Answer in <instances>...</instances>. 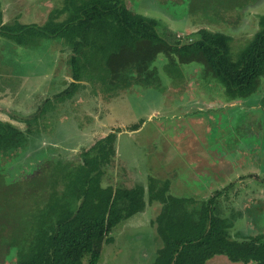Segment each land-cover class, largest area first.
Instances as JSON below:
<instances>
[{"label": "rangeland", "instance_id": "374dc122", "mask_svg": "<svg viewBox=\"0 0 264 264\" xmlns=\"http://www.w3.org/2000/svg\"><path fill=\"white\" fill-rule=\"evenodd\" d=\"M123 1L133 12L155 18L159 32L168 29L173 31L175 36L193 37L194 31L204 28L228 36L232 59H236L238 53L246 46L258 28L256 20L264 14V0ZM251 5L252 12L257 16L251 18L249 24L237 25L234 24V15L230 18L222 15L225 10H233V14H239L241 9L247 10ZM60 6L61 0H0L1 21L5 24H40L50 10ZM0 45L3 46L0 48V76L10 69L11 74L18 71L23 80L16 83V92L15 88L9 85L3 88L5 93L0 96V111L6 110L10 117L24 119L30 117L37 108L44 111L41 117L38 116L37 124H41L35 135L31 134L33 137L30 143L17 151L0 152L1 258L12 255L15 247L20 248L29 243L39 223H49L51 182L63 167L73 165L71 162L76 165L79 160L80 155L77 154L76 157V153L73 155L68 149H57L58 156L52 155L53 157L49 158L44 156L45 151H40L42 146L35 154L27 156L29 146L38 144L42 137H57L55 139L59 138L58 141L66 147L74 142H78L82 147L85 142L92 143L101 137L102 131L107 133L110 130H118L114 143L113 166L106 168L101 186L139 183L145 187L148 177H153L157 181H167V193L171 195L198 198L204 195L207 197L215 189H219L221 176H218V169L209 171L204 167V161L196 162L193 158L205 159L207 150H216V153L220 154L229 148L232 149L228 153L235 155V138L241 136V133L232 128L237 121L243 122L245 126L252 124L248 118L240 120L245 111L242 113L230 105L218 109L223 105L220 99L225 98L223 87L216 79L203 77L200 64L175 66L174 69L171 68L174 75L170 76L167 74L169 68L165 67L162 55H158L153 61L160 78L158 89L132 86L120 94L108 96L101 91L105 90L104 79L101 81V90L99 84L92 89L86 86L78 89L77 100V96L63 102L54 100V104L57 102L55 106H50V101H45L41 107L40 104L44 99H49L47 96L51 92L50 87H46L48 85L39 76V71L46 65L38 66V57L47 61V57L43 58L41 53L45 49L46 53L51 52V56L57 58L59 70L65 57L64 53H58L59 59L57 57L60 46L57 42L46 40L35 47H22L2 37ZM15 76L18 75H4V79L11 80ZM2 84L3 80L0 81V85ZM262 88L258 87L254 92H264V87ZM254 94L244 99L253 102L256 100ZM209 107L213 110L206 112ZM216 109L218 111H215ZM252 116H259L255 125L261 127L259 134H264L262 115L253 112ZM33 124L35 126L34 122ZM132 124H135L134 130H127L126 127ZM219 124L221 130L218 129ZM29 125L32 128L31 122ZM43 127L44 132L41 130ZM209 127L212 128L211 131L207 129ZM239 129L242 133L246 131L244 127ZM253 138L254 136H241L238 139L240 142H246ZM51 148L47 146V153L51 152ZM256 157L259 158L258 155ZM241 179L234 185L240 192L235 200L232 194L228 193L225 201L224 196H220L217 202L219 200L228 207L222 210L225 217H229L230 207H234L238 213L236 224L240 225L239 227L251 229L252 226L259 225L257 231L262 230L264 206L256 209L254 204H251L243 209L242 205L244 199L248 201L251 198V194L256 198H264V178L258 177L254 180L247 176ZM144 202L146 205L143 203L134 215L110 230L108 236L111 237V242L101 245L97 264L152 263L156 250L161 246L152 225L159 204H148L146 195ZM256 214L261 217L259 222L252 218L256 217ZM247 233L242 235L238 232L236 237L251 234L250 231ZM85 261L86 256H83L82 264ZM206 264L240 263L230 262L217 255Z\"/></svg>", "mask_w": 264, "mask_h": 264}, {"label": "trees", "instance_id": "16d2710c", "mask_svg": "<svg viewBox=\"0 0 264 264\" xmlns=\"http://www.w3.org/2000/svg\"><path fill=\"white\" fill-rule=\"evenodd\" d=\"M257 22L258 30L236 59L231 58L228 36L204 28L193 37L175 36L168 29L159 32L155 18L133 12L123 0H61L40 24H5L0 11V36L22 47H35L43 40L63 47L69 80L54 96L59 102L72 98L79 88L99 84L101 90L104 79L101 91L108 96L132 86L158 89L160 78L153 65L158 55L165 59L170 76L175 66L200 64L203 77L216 79L226 99L234 100L252 93L264 75V14ZM43 112L35 109L23 121L25 130L0 120V152L26 146ZM30 121L34 128H28ZM134 128L135 124L126 127ZM116 132L110 130L82 148L76 165L56 173L49 223H39L29 243L0 257V264H82L83 256L84 264H97L101 245L111 242L110 230L134 215L145 195L148 204H159L152 225L161 246L151 264H206L217 255L234 263L264 264V232L233 236V217H225L217 202L220 189L206 198L174 196L167 193V181L153 177L145 187L101 186L106 168L113 166Z\"/></svg>", "mask_w": 264, "mask_h": 264}, {"label": "crops", "instance_id": "0c3cea01", "mask_svg": "<svg viewBox=\"0 0 264 264\" xmlns=\"http://www.w3.org/2000/svg\"><path fill=\"white\" fill-rule=\"evenodd\" d=\"M258 1L260 2V0H257V2ZM252 5L247 10L244 8H243V10L241 9L239 14H237V13H236V15L233 14V12H234L233 10L232 11L225 10L224 14H222V15L225 18H230V16L234 15L235 19H236L234 24H237V25H243L245 23L247 24L249 21H251V18L257 16V15H254V12H252V9H253ZM256 21H258V19ZM257 27H258V22H257ZM247 30H249V29H247ZM257 30H258V28L256 29V31ZM2 38L5 39L4 37H2ZM43 41H46V40H43ZM43 41H41L40 44ZM10 42H12V41H10ZM12 43H14V42H12ZM4 45H6V44H4ZM15 45H17V44H15ZM58 45L60 46V44H58ZM17 46H19V45H17ZM13 47H14V45H13ZM0 48L2 49L3 46L0 45ZM46 51H47L46 49L43 50L41 53V56L43 58H44V56H46L47 61L41 60V57H38V60H39L38 66H42V65L45 66L46 65L42 69V71H39L40 72L39 76L48 85L46 87H50L51 93L47 96L49 99H46V100L50 101V106H55L57 103L56 102L54 104L55 94H57L65 86V83L67 84L69 79L66 76L67 69H66V65H65L64 61H63V65H61L59 70H57L58 69L57 68V63H58L57 58L52 57L51 52L46 53ZM58 53H64V55H66L63 47H61V46L57 52V57L59 59ZM60 62L61 61H59V63ZM5 71L6 72L4 73V75H8V77H10L11 75H18V76L11 78L12 81L11 80H5L4 75L0 76V81L3 80V84L0 85V96H1V93L2 94L5 93V92H3L4 91L3 88L8 87V85L11 88H15L14 92H16V90H17V88H16L17 84L16 83H18V81H23V80H21L20 73H18L17 70H16L17 73H12V74H11L10 69H7ZM5 81H7V83H5ZM9 81H11L12 84H10ZM258 87L260 89H263L262 87H264V75L259 77L256 89ZM55 90H58V92ZM46 91H49V90H46ZM254 91L252 93H250V94L255 93L254 95L256 96V100H254L253 102L247 101L246 99H244L247 96L244 98H236L234 100H227L226 97L224 96L225 98L220 97L221 98L220 100H221L223 105L218 108V109H222L223 107H226V106L229 107V105H230V107H232L235 110H237V109L241 110L242 113L245 111L244 114H241L242 118L240 120H243L245 117V118L250 119V122L252 124L245 126V124L243 122L239 123L237 121V123H235V126L232 129L233 130L238 129L237 131L241 133L242 137L254 136V138L251 140H248L246 142H240V140L238 138L241 136H236L235 140L237 143V147H236L237 152L235 153V155L228 153L229 150L232 149V148H229L228 151H225V153H220V154L216 153L217 152L216 150H207L208 155H207V158H205V159H201L200 157L193 158V160L196 162L204 161V167L206 169H209V171L211 169H218V176H221L220 177L221 182L219 183L218 186H219V189L221 190L220 196H224L223 197L224 201H225V199H226L225 197H227L228 193L232 194V196L234 197L233 198L234 200H235V198H237V196L240 192H239L238 187H235L234 185L237 182H239L240 180H242L241 178H244L247 176H249V179L253 178L254 180H255V178H258V177L264 178V134H262V133H261L262 135L259 134L258 130L261 131V127L255 125V123L259 119V116H257V117L252 116V113L255 112L257 115H262V119H264V92H254ZM9 93H12V92H9ZM12 95H13V93H12ZM74 96H77V98L75 99V100H77L79 98V92H75ZM74 96H72V98ZM72 98H70V99H72ZM0 100H1V97H0ZM66 100H68V99H66ZM218 109H216L215 111H218ZM212 110L213 109L209 107L206 109V112L212 111ZM5 111H0V120H9V122H11L14 126L19 128L20 130L26 129V123L23 122L25 120L23 117H10V115H7ZM8 111H10V109H8ZM30 122H28V123H30ZM33 126H34V124L32 125V128H34ZM241 127H244L246 129V131H243V133H242L241 130L239 129ZM28 128L31 129V126L29 125ZM37 129L38 128H36V130ZM207 129H208V131H211L212 128L209 127ZM218 129L221 130L220 124L218 126ZM32 130L34 131V129H32ZM36 130L33 133L31 132V134H33V136L35 135ZM41 130H43V132H44V127L41 128ZM31 134H29V136H28L29 137L28 143H30L31 138L33 137V136H31ZM105 134L106 133H103V131L101 132L102 136ZM225 136H224V139L226 140ZM101 137H99V138H101ZM42 138L39 139L40 141L38 144H36L32 147L29 146V148L27 149V156L30 154L31 155L35 154L37 151H39L38 149L41 148V146H42L43 149L41 148L40 151L41 152L45 151L46 153H43L44 156H48L49 158L56 156V155L58 156L59 151L57 149H61V150L68 149L67 151H71V153L73 155L76 153V157H77V154L80 153L82 148H86L94 142V141L92 143H91V141H89V143L85 142L84 144H82V147L79 145L78 142H74L70 146L66 147L65 145H63L62 143H60L58 141L59 138L55 139L57 137H53L51 139L46 138V137H45V139H42ZM99 138H97V139H99ZM236 143H235V146H236ZM47 146H50V147L55 148V149L51 148V152L47 153L48 152ZM56 146H58V147H56ZM257 155L259 156V158L256 157ZM48 160H50V159H48ZM44 161L46 162V158H44ZM69 161H71V160H69ZM71 163L75 164L73 162H71ZM260 175H262V176H260ZM207 176L210 177V175H207ZM105 185H107V184H105ZM215 190H217V189H215ZM210 195L211 194H209V196ZM204 198H206V197H204ZM218 199H219V197H218ZM263 200H264L263 197L260 199V197L256 198V197H254L253 194H251V198H249L248 201L246 199L243 200L242 208L246 209L249 206H251V204H254L256 209H260L264 206ZM144 204H145V202H144ZM218 204L221 207V211L223 210V208H226V209L228 208V207H225L222 204V202H220L219 200H218ZM230 209H231V211L229 213V217H233V223H232V227L230 229V233L233 236L238 234V232L242 235L248 234L247 233L248 231H250V233H251L249 235H252V234L254 235V234H257L260 232H264V228L262 230L257 231V229L259 228V225H254V226H252L251 229H249L248 227L245 228V226L239 227L240 225L236 224V219L238 218L237 217L238 213L235 212L236 210L234 209V207H230ZM222 214L224 215L223 211H222ZM252 218L253 219L255 218V220L257 222H259L261 217L256 214V217L252 216ZM254 224H256V223H254ZM246 236H248V235H246Z\"/></svg>", "mask_w": 264, "mask_h": 264}]
</instances>
